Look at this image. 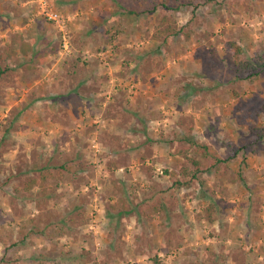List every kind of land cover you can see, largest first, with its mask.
Wrapping results in <instances>:
<instances>
[{
	"label": "rangeland",
	"instance_id": "rangeland-1",
	"mask_svg": "<svg viewBox=\"0 0 264 264\" xmlns=\"http://www.w3.org/2000/svg\"><path fill=\"white\" fill-rule=\"evenodd\" d=\"M43 1L57 22L42 17ZM165 6L178 8L133 18V0H0V44L44 20L45 37L59 46L31 82L23 75L2 89L0 136L14 124L0 155V264H264V140L246 141L264 73L234 81L225 50L234 40L243 58H264V0ZM161 13L179 30L167 41L152 36ZM74 59L86 62L81 84L63 73ZM184 116L193 117L194 142L240 153L205 173L204 186L176 190L164 171L181 162ZM254 124L264 126V112ZM50 157L87 166L48 180L42 210L53 217L24 226L21 238L40 209L14 192L17 167Z\"/></svg>",
	"mask_w": 264,
	"mask_h": 264
},
{
	"label": "trees",
	"instance_id": "trees-1",
	"mask_svg": "<svg viewBox=\"0 0 264 264\" xmlns=\"http://www.w3.org/2000/svg\"><path fill=\"white\" fill-rule=\"evenodd\" d=\"M133 2L136 3L138 7L126 9V15L133 18L143 14L154 13L158 8H163L164 10L170 9L171 11H176L178 8L166 7V0H133ZM43 18L48 21L45 17ZM156 18V23L163 26V28H156L155 32L152 34L153 38H161L167 41L169 37L179 32L167 13L158 14ZM43 28L44 20H39L35 23L34 27H29L27 30L13 33L7 42L0 44V98L3 96L2 89L12 86L16 78L23 75L26 77L29 76L27 82H31L39 74L40 67L45 62V57L57 51L59 46L54 41H50L45 37L42 31ZM208 36L210 37L211 35L209 34ZM81 37L86 38L85 35ZM225 50L231 59L232 66L230 70L234 81L251 82L264 73V58L261 55L254 54L251 58H243L242 47L234 40H228L226 42ZM78 64V59H74L72 62L64 61L62 68L65 70L63 73L66 77L72 78L73 81L75 79L77 84H81L83 81L81 75H85V67L83 65H86V62L82 61L80 65ZM79 74L80 77L78 79L77 76ZM30 97V102L36 99L34 93H31ZM21 111L22 109L18 112ZM253 112L254 115L251 116L252 121L247 128L249 134L246 141L248 142L249 140L254 144L264 140V126L254 124L256 116L264 112V101H261L258 108ZM13 124L14 118L10 120L9 126L4 129V132L0 136V155L7 150L9 143L5 135ZM176 126L179 128V132L176 134V140L183 145L182 149L177 150V154L181 157V162L178 163L172 171H164L168 180L171 182V189L178 190L183 187H188L192 183L204 186L205 173L216 174L223 166L227 167L231 164L240 153V150L235 149L230 143H223L224 152L220 153L217 149L206 143L194 142L192 134L194 120L192 116L179 117ZM244 148L245 145L243 148L241 146V149ZM86 166L85 162L80 158H74L68 162L62 163L56 162L53 157H50L45 161H41L39 158L32 160L30 166H26L27 168L24 172L20 169L21 167H17L18 172H16V174L20 187L14 188V192L16 194L20 193V195L27 200H35L36 208L40 209L37 215L38 221L34 218L24 221L25 225H23L22 230L19 229L18 231L21 234V238L27 235L23 232L24 226L32 225L35 227L38 223H43L46 220L50 221L53 217V213H44L42 210V206L47 202V197L51 194L47 183L48 180L56 176L63 177L66 173H69V176H71V174L75 175L77 171L85 169ZM13 177H15V175L10 176L7 180H11L10 178ZM239 177L240 174L238 173V178ZM71 178L73 179V176ZM34 189H37L35 193L33 191ZM31 197H35V199H31ZM205 211L208 222H213V205H208ZM77 214L81 215L80 213ZM68 221L74 222L72 217L68 219ZM41 232L42 231H39V233ZM2 240L5 242V239ZM154 263L158 264L159 262L158 260H154ZM90 264L98 263L93 261Z\"/></svg>",
	"mask_w": 264,
	"mask_h": 264
},
{
	"label": "built area",
	"instance_id": "built-area-1",
	"mask_svg": "<svg viewBox=\"0 0 264 264\" xmlns=\"http://www.w3.org/2000/svg\"><path fill=\"white\" fill-rule=\"evenodd\" d=\"M41 13L43 14V17H45L46 19L51 20V21H55V22H57L59 17H60L55 12L53 13L51 11H47V2H44V1L42 2V5H41ZM64 44L65 43H63V45Z\"/></svg>",
	"mask_w": 264,
	"mask_h": 264
}]
</instances>
